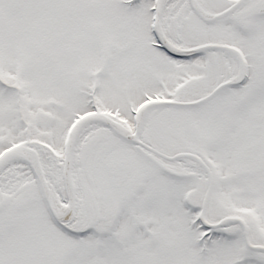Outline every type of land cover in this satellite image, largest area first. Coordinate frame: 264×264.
<instances>
[{
	"label": "snow or ice",
	"instance_id": "snow-or-ice-1",
	"mask_svg": "<svg viewBox=\"0 0 264 264\" xmlns=\"http://www.w3.org/2000/svg\"><path fill=\"white\" fill-rule=\"evenodd\" d=\"M0 264H264V0H0Z\"/></svg>",
	"mask_w": 264,
	"mask_h": 264
}]
</instances>
